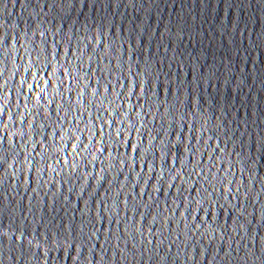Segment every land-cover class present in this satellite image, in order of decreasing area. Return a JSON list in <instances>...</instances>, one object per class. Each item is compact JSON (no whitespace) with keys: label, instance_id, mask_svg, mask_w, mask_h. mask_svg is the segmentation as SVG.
Returning <instances> with one entry per match:
<instances>
[{"label":"water","instance_id":"1","mask_svg":"<svg viewBox=\"0 0 264 264\" xmlns=\"http://www.w3.org/2000/svg\"><path fill=\"white\" fill-rule=\"evenodd\" d=\"M262 139L264 0H0V264H264Z\"/></svg>","mask_w":264,"mask_h":264},{"label":"snow or ice","instance_id":"2","mask_svg":"<svg viewBox=\"0 0 264 264\" xmlns=\"http://www.w3.org/2000/svg\"><path fill=\"white\" fill-rule=\"evenodd\" d=\"M15 2L19 3V0H15ZM45 6L48 7L49 5L46 4ZM13 26H15V25H13ZM69 51H70V49H69ZM148 71H150V68H146V69H145V72H148ZM53 72H54V70H53ZM65 74L67 75L68 73H65ZM36 75H37V74H35V73L33 74L34 77H35ZM44 75H45V77H46V76H47V73H45ZM190 75H191V74H190ZM46 83H47L49 86H51V83H52V82H51V80H47ZM34 88H35V85H34V84H28V89H29V90H32V89H34ZM45 91H46V89H45L44 87H40V89H39V93H40V94H38L37 97H36L37 102H39V101H41V100L44 99V96H43L42 94H43ZM82 91H84V90L82 89ZM129 92L131 93V89H129ZM30 98H31V96H30ZM49 103H53V101H49ZM55 107L58 108V107H60V106H59V105H55ZM137 115L139 116V113H137ZM112 123L115 124V121H112ZM29 125L32 126L30 122H29ZM5 127H6V126H5ZM129 128L132 129V130H134V131H135L136 133H138V134H139L140 131H141V129L138 128V127H136L134 123H130V124H129ZM78 131H79V129H78ZM89 132L91 133V129H89ZM122 133H123V128L121 127V129H120V133H118V135H119V134H122ZM57 135H59V133H57ZM99 135H103V133H102V132L94 133V134H92V135H89L88 139L92 140V139H94V136H99ZM46 139H47V138H46ZM62 139H67V137H64V138H62ZM74 139H75V141H77V142L73 143V142L69 141V145H68L67 147L64 146V145H60L59 148L57 149V151H62V152H64L66 156H67V155L77 156V155H80L82 152H88V151H89V145L80 143V141L82 140V137H81V136L77 135ZM157 139H158V137L155 136V135H153V136H151V137L147 140V144H148V145H151L152 148H155L156 145L154 144V141L157 140ZM137 140H138V141L140 140V136H139V135L137 136ZM119 142L121 143V146H123V145L126 143L131 151L136 152V153L139 155V153H140V145H139L138 143H132V140H131L130 136H128V135H122V139H121V141H119ZM96 143L99 144V143H101V141H96ZM161 143L163 144V142H161ZM262 146H264V139H262V140H261L260 142H258V143H254V144H253V147H254V148H258V149H261ZM68 147L71 148V153L68 152ZM109 148H110V145L105 146L104 148L97 147V148H96V152H105V151H108ZM144 150H145V151H149L148 148H145ZM184 151L187 152L188 149L185 148ZM168 154L175 156V157L177 158V160H179V159H180V150H179V146H176V150H175V151L169 149V150H168ZM109 155H111V153H109ZM122 156H123V153H120V154H118L117 157H112V159L115 160V159H117V158H119V157H122ZM140 158L143 159V156H141ZM96 159H97V157H96L95 155H92V160L94 161V160H96ZM161 159H162V160L164 159V155H163V154L161 155ZM77 163H78V162H77ZM120 163H121V165H124L125 167L128 166L127 163H126V161H125L124 159H122V158L120 159ZM2 166H3V165L0 164V167H2ZM70 166H71L73 169H75V167H76L75 165H70ZM197 167H198V165H197ZM149 169L151 170V165H149ZM177 171H179V169H178ZM89 175H92V174L89 173ZM177 179H178V177H177ZM146 182H147V181H146ZM109 183H111V181H109ZM171 186H175V185H171ZM189 187H191V184H189ZM140 191L143 192V188H142V187H141ZM162 191H166V190H165V189H162ZM183 191L186 192L187 189H184ZM193 191L195 192L196 189H193ZM153 194H154V193H153ZM98 204H99V206H100L101 208H103V204H102V203L98 202ZM197 227H199V225H197ZM201 256H203V253H201ZM72 258H74V257H72Z\"/></svg>","mask_w":264,"mask_h":264}]
</instances>
